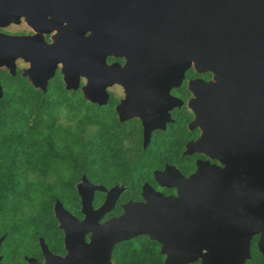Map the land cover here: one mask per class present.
I'll return each instance as SVG.
<instances>
[{"label":"flooded vegetation","instance_id":"flooded-vegetation-1","mask_svg":"<svg viewBox=\"0 0 264 264\" xmlns=\"http://www.w3.org/2000/svg\"><path fill=\"white\" fill-rule=\"evenodd\" d=\"M8 1L0 9L25 12L0 22V36L71 60L76 87L65 88L59 60L47 88L56 79L74 95L69 105L88 106L73 131L90 155L88 165L40 175L53 201L21 248L13 228L0 229V264H205L231 254L211 242L227 230L248 240L243 264H264V51L260 65L244 50L205 61L182 2ZM15 63L20 74L28 66L22 55ZM152 192L170 199L166 226L121 238L101 226ZM56 200L76 219L61 224Z\"/></svg>","mask_w":264,"mask_h":264},{"label":"water","instance_id":"water-1","mask_svg":"<svg viewBox=\"0 0 264 264\" xmlns=\"http://www.w3.org/2000/svg\"><path fill=\"white\" fill-rule=\"evenodd\" d=\"M76 2H102L114 0H75ZM117 1V0H116ZM138 3H150L157 0H121ZM168 2H182L183 8L188 9L189 33L203 35L202 44L205 51V61H212L213 53L220 50L247 51L248 59L258 61L261 64L262 54L264 51V0H164ZM8 3V0H0ZM143 9H150L147 6ZM181 7H178L180 10ZM22 7H8L0 9V22H9L18 20L19 16L24 13ZM22 41L17 36L1 35L0 36V66H5L11 74L16 73L15 60L22 55L24 60L28 61V66L22 68L21 75L25 76L33 86L45 91L50 77L55 73L56 64L62 60L63 80L65 88L76 87V82L71 69L72 62L65 57H42L26 53L25 49L18 47ZM55 44H47L48 47L54 48ZM56 46V45H55ZM84 92L86 88L83 87ZM3 85L0 80V97L3 95ZM98 99L99 97H94ZM99 100V99H98ZM200 174H196L194 179H198ZM177 198H180L178 196ZM170 199L159 192H152L147 196L144 202H128L125 204L124 213L113 218L102 227H108L114 232L118 228L120 233L116 235L126 237L128 234L140 231H149L152 227L166 226L167 205ZM91 206V204H90ZM88 202L84 195L82 198L83 210H88ZM54 209L61 220V224L68 222L73 217L70 212L64 208L62 203L56 200ZM89 218L84 219L81 223H86ZM231 224L226 223L225 226ZM223 226V224H222ZM135 228V229H134ZM134 229V231H132ZM151 234H165L158 230L150 231ZM220 236V239H219ZM4 235L0 236V243ZM215 237V238H213ZM211 242H226L224 247L231 252L226 257L220 255L208 254L205 264H243L244 253H247V242L244 233L220 231L212 234ZM236 243L237 245H233ZM219 249V247H217ZM215 249V251L217 250ZM213 252V248L211 249ZM221 253V252H220Z\"/></svg>","mask_w":264,"mask_h":264},{"label":"trees","instance_id":"trees-1","mask_svg":"<svg viewBox=\"0 0 264 264\" xmlns=\"http://www.w3.org/2000/svg\"><path fill=\"white\" fill-rule=\"evenodd\" d=\"M1 83L0 214L8 212L21 223L40 227V218L53 199L47 192L40 203L33 201L32 178L51 165H88L90 154L70 124L55 114L54 104L68 99L61 83L54 81L43 91L19 72L1 76ZM56 88L62 94L50 92Z\"/></svg>","mask_w":264,"mask_h":264},{"label":"rangeland","instance_id":"rangeland-1","mask_svg":"<svg viewBox=\"0 0 264 264\" xmlns=\"http://www.w3.org/2000/svg\"><path fill=\"white\" fill-rule=\"evenodd\" d=\"M1 74L2 77H4L5 75L7 76L8 73L2 71ZM54 81L57 82L56 79H52L51 84L54 83ZM50 92L51 93L55 92L54 94H62V92L58 88L53 89ZM65 97L72 98L74 97V95L71 94L70 92H67ZM64 99L62 98L61 100H58L54 104L53 108H55V114L57 115L58 120L62 122H66L67 118H71L72 124H70V128H72V130L73 128L78 129L79 124L77 123V120L80 117L79 115L84 113L85 109H88V106L80 104L79 108H77L76 110V107L69 105L67 101H65ZM83 131H84L83 135L91 134V132L85 127H83ZM59 134L61 135L60 131ZM56 138L57 141L60 138L59 135H57ZM65 168H68V165H51L50 169H53L51 170L53 173L58 174L63 170H65ZM40 179H41L40 177H33L32 181L30 182L31 184L30 196L33 199V201H35L37 204L40 203V201H42L43 198L45 197L46 193L49 192V189L42 187V183ZM53 188L54 190H56V187ZM3 227L13 228L14 231L12 232L11 239L17 243L19 248H21V244L23 243L24 240L30 241L32 239L31 238L33 233L32 231L34 230L33 225L21 223V221L11 216L8 212H3L2 214H0V229H3Z\"/></svg>","mask_w":264,"mask_h":264}]
</instances>
